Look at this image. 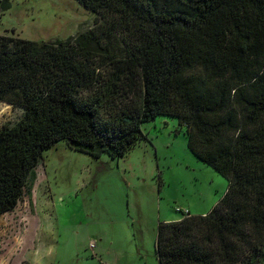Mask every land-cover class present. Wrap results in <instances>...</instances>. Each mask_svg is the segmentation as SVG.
Masks as SVG:
<instances>
[{"label": "trees", "instance_id": "obj_1", "mask_svg": "<svg viewBox=\"0 0 264 264\" xmlns=\"http://www.w3.org/2000/svg\"><path fill=\"white\" fill-rule=\"evenodd\" d=\"M76 1L95 19L75 36L0 34V102L22 110L0 126V215L55 144L117 159L173 117L228 185L158 226V264H264V0Z\"/></svg>", "mask_w": 264, "mask_h": 264}, {"label": "rangeland", "instance_id": "obj_2", "mask_svg": "<svg viewBox=\"0 0 264 264\" xmlns=\"http://www.w3.org/2000/svg\"><path fill=\"white\" fill-rule=\"evenodd\" d=\"M8 1L0 34L23 39L75 36L95 19L76 0ZM21 113L0 102V126ZM142 131L117 159L63 141L44 151L28 190L0 215V264H158V226L180 219L177 207L207 213L228 181L188 149L178 119L157 116Z\"/></svg>", "mask_w": 264, "mask_h": 264}, {"label": "built area", "instance_id": "obj_3", "mask_svg": "<svg viewBox=\"0 0 264 264\" xmlns=\"http://www.w3.org/2000/svg\"><path fill=\"white\" fill-rule=\"evenodd\" d=\"M176 211L181 212V213H183V214H189V213H190L189 210H187V209H181V208H179V207L176 208Z\"/></svg>", "mask_w": 264, "mask_h": 264}, {"label": "crops", "instance_id": "obj_4", "mask_svg": "<svg viewBox=\"0 0 264 264\" xmlns=\"http://www.w3.org/2000/svg\"><path fill=\"white\" fill-rule=\"evenodd\" d=\"M205 214V213H204Z\"/></svg>", "mask_w": 264, "mask_h": 264}]
</instances>
